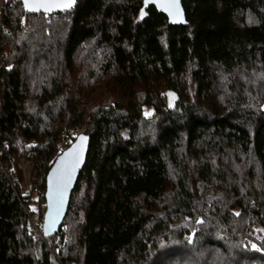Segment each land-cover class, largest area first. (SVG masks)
Wrapping results in <instances>:
<instances>
[{"label":"trees","instance_id":"1","mask_svg":"<svg viewBox=\"0 0 264 264\" xmlns=\"http://www.w3.org/2000/svg\"><path fill=\"white\" fill-rule=\"evenodd\" d=\"M182 3L0 10V264H264V0ZM69 128L87 158L42 237Z\"/></svg>","mask_w":264,"mask_h":264},{"label":"water","instance_id":"2","mask_svg":"<svg viewBox=\"0 0 264 264\" xmlns=\"http://www.w3.org/2000/svg\"><path fill=\"white\" fill-rule=\"evenodd\" d=\"M21 1L29 11H43L46 13H55L69 9L75 3V0H56L55 5L45 11L44 7L37 9L35 0H28L27 5L25 4V0ZM182 1L176 0L179 15L170 14L166 10L169 0H143L142 13L149 7L154 6L157 11L164 13L168 17L171 24L182 25L186 23V15ZM167 95L170 102L175 97L173 91H168ZM262 110L264 111V104L262 105ZM81 137L86 139L82 140ZM89 143L90 135L86 132L79 133L72 143L57 156L46 175V210L43 218V233L46 236L57 233L64 221L69 207L71 193L76 186L79 173L87 158ZM77 153L79 154V163L72 167ZM68 169H71L70 179L67 176Z\"/></svg>","mask_w":264,"mask_h":264},{"label":"snow or ice","instance_id":"3","mask_svg":"<svg viewBox=\"0 0 264 264\" xmlns=\"http://www.w3.org/2000/svg\"><path fill=\"white\" fill-rule=\"evenodd\" d=\"M56 3V0H35V4L37 6V9L39 7H44L45 11H47L49 9V7L54 6ZM25 4H28V0H25ZM67 6V5H65ZM166 10H168L170 12V14H175V15H179V10L176 4V0H169L168 4H167V8ZM81 139H86L84 137H81ZM79 163V154L77 153L74 162L72 164V167L75 166V164ZM67 176L70 179L71 178V169L67 170ZM254 247V245H253Z\"/></svg>","mask_w":264,"mask_h":264},{"label":"built area","instance_id":"4","mask_svg":"<svg viewBox=\"0 0 264 264\" xmlns=\"http://www.w3.org/2000/svg\"><path fill=\"white\" fill-rule=\"evenodd\" d=\"M8 0H0V10H3L6 7V2ZM47 18H50V15H47ZM80 132V129L77 130V132H72L73 134L77 135ZM71 134V130L69 131V135ZM68 135V136H69ZM75 135L72 136L75 138ZM71 136V135H70ZM70 138V137H68ZM68 143V141H67ZM4 168L3 164L0 161V169ZM30 230L33 234H39L40 236L44 237L43 233V218H39L38 216H31L30 217Z\"/></svg>","mask_w":264,"mask_h":264},{"label":"rangeland","instance_id":"5","mask_svg":"<svg viewBox=\"0 0 264 264\" xmlns=\"http://www.w3.org/2000/svg\"><path fill=\"white\" fill-rule=\"evenodd\" d=\"M72 128V127H71ZM71 128H69V129H65L66 131H68V133H69V131L71 130V136L69 135L68 137H70V138H67L64 134H65V132L66 131H64L63 132V138H62V140H63V142L61 141V148H63V147H65L66 148V146H68V144H69V142H70V140H72V136H74L75 134H73L72 132H73V129H71ZM77 135H75V137H76ZM69 140V142L67 143V139ZM65 139V140H64ZM29 176H30V167H26L25 168V171H24V178L23 179H20V183H21V185H23L24 187H28V185H29V182H28V180H29Z\"/></svg>","mask_w":264,"mask_h":264},{"label":"bare ground","instance_id":"6","mask_svg":"<svg viewBox=\"0 0 264 264\" xmlns=\"http://www.w3.org/2000/svg\"><path fill=\"white\" fill-rule=\"evenodd\" d=\"M78 135V134H77ZM75 139V138H74Z\"/></svg>","mask_w":264,"mask_h":264}]
</instances>
